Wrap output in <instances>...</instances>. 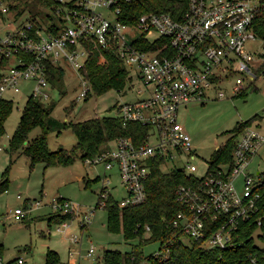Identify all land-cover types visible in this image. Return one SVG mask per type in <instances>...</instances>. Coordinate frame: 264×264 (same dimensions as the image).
Wrapping results in <instances>:
<instances>
[{
  "label": "built area",
  "instance_id": "2783aa9c",
  "mask_svg": "<svg viewBox=\"0 0 264 264\" xmlns=\"http://www.w3.org/2000/svg\"><path fill=\"white\" fill-rule=\"evenodd\" d=\"M131 1L51 0L50 5L45 4L52 15L46 23L44 14L35 20L22 18L20 8L10 7L13 0H0V100L7 91L21 92L23 83L30 85L24 88L27 97L48 100L51 83L46 67L60 59L81 78L78 99L86 98L92 90L85 73L89 41L113 52L144 87L145 96L118 104L115 113L123 125L136 122L147 129L141 142L120 136L111 147L84 160L94 166L102 164L104 173L97 178L101 185L98 203L83 217L81 228L111 195L109 189L114 185L105 177L106 172L115 169L125 189L119 206L137 205L146 201V183L154 160L160 161L159 168L164 171L168 161L184 155L194 158L190 134L179 121L182 105L209 100L206 90L212 88L216 98H222L219 85L233 74L234 93L264 76V53L258 51L257 63L250 64L253 55L245 46L248 39L259 37L254 19L263 0H184L185 4L174 11L177 17L169 11L149 10L134 21L128 19ZM81 57L84 62L79 61ZM263 145L264 134L249 124L235 139L230 163L213 169L208 166L199 177L193 175L197 170L194 163L172 168L182 169L190 177L175 189L181 208L172 226L206 248L224 249L240 241L245 226L263 225L264 179L259 172L254 179L248 170ZM39 205L40 201H35L16 207L11 216L22 220ZM50 205L58 215L75 214L61 198H53ZM67 225L61 222L57 230L63 232ZM71 240L77 242V237ZM94 250L91 245L86 255L91 256ZM14 264H23V260Z\"/></svg>",
  "mask_w": 264,
  "mask_h": 264
},
{
  "label": "rangeland",
  "instance_id": "374dc122",
  "mask_svg": "<svg viewBox=\"0 0 264 264\" xmlns=\"http://www.w3.org/2000/svg\"><path fill=\"white\" fill-rule=\"evenodd\" d=\"M17 3L23 11L22 18L41 17L48 12L42 0H17ZM245 46L253 55L249 63H257L256 53H264V41L255 37L248 39ZM84 59L81 57L79 61L84 62ZM54 67L61 71L59 81L51 82L48 100L41 101L49 108L52 119L64 124L54 127L46 135V146L51 151L60 147L71 149L76 144V135L70 123L94 116H115L118 104L145 96L139 78L134 71H130L128 75L132 79L127 80L119 90L110 88L101 94L91 92L87 98L78 99L82 84L74 68L64 59L56 62ZM234 77V74L229 76L219 85L224 94L222 98H216V90L212 88L206 90L209 100L193 101L180 107L179 121L190 134L194 158L184 155L173 162L168 161L163 166L164 171L185 167L190 162L197 167L193 175L203 176L215 150L233 136V128L243 122L250 121L251 127L264 134V76L261 75L253 86L237 93L233 92ZM26 86L30 85L23 83L21 92L7 91L3 95V100L11 102V108L4 120V132L0 137V180L5 169H8L7 188L0 192V264L10 261L15 263L17 259H22L23 264H45L48 249L58 254V264H103L102 257L106 249L122 253L130 251L139 239L127 240L121 231H110L107 227L108 211L104 207H98L90 222L80 227L83 217L98 203L101 185L97 178L104 173L102 164L94 166L85 163V158L77 152L73 161L67 165L45 166L38 161L30 167L29 158L25 154L20 151L10 152V138L28 99V90H24ZM40 133V127L35 126L27 133V139L35 138ZM111 145L112 142H107L106 148ZM248 170L254 179H258L256 172L264 175V145L252 158ZM105 177L111 178L114 185L109 189L110 194L118 204L121 203L125 189L117 171L112 169L105 173ZM53 198L68 202L75 213L71 214L72 218L63 220L68 224L63 232L57 230L61 223L54 218L58 212L51 208ZM35 201H40V205L33 208L23 220L13 219L11 213L14 208ZM258 233L259 229L253 233L254 243L262 246ZM147 235L146 232L144 237ZM72 236L77 237V242L71 240ZM91 245L95 247L94 253L87 256ZM158 248V242H148L142 246L143 255L147 257L158 252ZM142 264L149 263L143 261Z\"/></svg>",
  "mask_w": 264,
  "mask_h": 264
},
{
  "label": "trees",
  "instance_id": "16d2710c",
  "mask_svg": "<svg viewBox=\"0 0 264 264\" xmlns=\"http://www.w3.org/2000/svg\"><path fill=\"white\" fill-rule=\"evenodd\" d=\"M42 2L51 4V0H42ZM183 2L185 4L184 0H132L128 4L130 12L128 19L134 21L140 13L149 10L169 11L177 17L174 11ZM18 6L17 0H13V4L10 3L12 9H17ZM43 17L47 23L52 15L46 13ZM31 18L35 20L34 16ZM254 29L255 33L264 40V0L254 19ZM86 45L90 47L88 48L90 55L85 65V73L91 83L92 93L101 94L110 88L119 90L127 80H130L128 71L113 52L100 48L92 41ZM46 70L50 83L59 81L61 71H57L53 64L49 63ZM10 108L11 102L0 100V137L4 132L3 123ZM59 124L61 123L52 119L49 108H46L40 99L29 96L10 138V152L20 151L25 154L29 158L30 167L38 161L45 166L67 165L73 161L77 152H80L82 158L92 157L106 150V143L114 141L117 137L132 136L136 142H141L147 132L143 125L136 122L123 125L122 119L117 116H94L69 124L77 139L71 149L60 147L51 151L46 146V135ZM249 124L250 121L243 122L233 128V136L215 150L209 167L213 169L218 167V164L231 162L235 139ZM35 126L40 127L41 133L28 140L27 133ZM159 164V160L153 161L151 174L146 183L145 202L119 206L112 195L107 198L104 208L108 211V229L121 231L127 240L138 238L139 241L130 251L123 253L119 250L106 249L102 257L103 264H142L143 261L149 264H264V224L257 226L255 223H250L245 226L240 232V241L224 249L206 248L201 241L184 236L174 228L172 220L181 208L175 199V189L178 184L188 182L190 177L182 169L164 172L159 168ZM7 170L6 168L0 180V192L7 188ZM262 179H264L263 174ZM56 215L54 218L57 222L71 217ZM257 229H259L257 236L262 246L254 243L253 233ZM146 232L148 235L144 237ZM152 241L159 243L158 255L152 253L145 257L142 246ZM11 262L13 261L8 263ZM45 264H58V254L54 250H47Z\"/></svg>",
  "mask_w": 264,
  "mask_h": 264
},
{
  "label": "crops",
  "instance_id": "0c3cea01",
  "mask_svg": "<svg viewBox=\"0 0 264 264\" xmlns=\"http://www.w3.org/2000/svg\"><path fill=\"white\" fill-rule=\"evenodd\" d=\"M70 218H72V217H70ZM62 222H63V221H62ZM58 223H61V222H58ZM60 225H61V224H60ZM58 226H59V225H58ZM58 226H57V227H58ZM59 232H60V231H59Z\"/></svg>",
  "mask_w": 264,
  "mask_h": 264
}]
</instances>
